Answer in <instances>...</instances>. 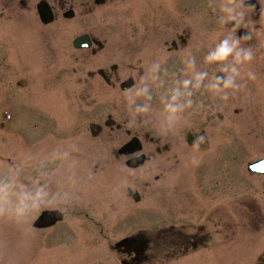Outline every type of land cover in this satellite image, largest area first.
<instances>
[{
	"label": "rangeland",
	"instance_id": "obj_1",
	"mask_svg": "<svg viewBox=\"0 0 264 264\" xmlns=\"http://www.w3.org/2000/svg\"><path fill=\"white\" fill-rule=\"evenodd\" d=\"M37 1L25 0L22 5L20 0H0V100L4 101H0V178L14 173L24 188L13 184L12 191L35 194L37 188H43L48 196L41 208L23 222L0 215V264H120L121 259L110 247L128 232L113 226L114 214L105 203L116 193L126 204L125 186L136 184L141 190L147 180L153 182L145 199L148 210L132 218L133 230H151L165 221L179 219L190 225H204L213 236L211 243L197 253L171 261L160 257L147 264H254L262 258L264 177L250 174L247 164L264 155V0H259V15L254 9L244 8L246 23L235 29V35L231 32L234 21L221 23L226 17L223 8L239 5L242 0H178V6L174 0H110L93 14L80 12L75 20L55 23L54 38L45 42V47L55 49L50 59L43 58L41 49L33 50L35 42L46 38L40 29L42 34L30 30L42 25L35 13ZM82 1L87 0H76L78 5ZM241 29L251 38L241 40L227 61L205 62V56L214 52L218 43L241 38ZM85 32L104 41L105 48L97 54L91 49L77 50L73 40ZM186 33L189 44L179 56L168 57L167 67L171 69L165 77L163 56L157 48H165V41ZM32 34L35 41L30 44ZM12 36H16V42ZM249 49L253 59L236 64L235 51ZM190 62L193 68H188ZM113 63L119 64L117 73L122 80L136 77L133 91L122 92L98 74L89 76L90 71L99 68L110 70ZM233 67L240 71L234 84L242 87L227 89V98L205 88L219 73L227 78ZM202 72L207 75L201 89L187 98L181 95L176 101L184 105L191 100L192 106L180 108L177 118L169 119L165 106L171 102L174 90L183 93L184 79ZM248 72L255 78L250 79ZM19 82L27 85L26 91L18 92ZM86 91L102 100L104 107L94 110L93 100L84 96ZM37 93L44 95L38 97ZM54 93L57 101L51 96ZM62 95L68 97L67 101L60 98ZM37 97L40 103L62 111L52 114V109L43 104L37 114L31 106H25L29 105L27 100L37 106ZM139 102H146L143 111L148 117L156 111L160 119L148 121L151 127L145 129L173 140L169 141L174 143L173 153H180L182 158L177 161L175 156H160L137 170H117V179L130 181L111 189L108 181L112 179L93 169L98 158L104 162L109 156L91 157L100 147H95L99 137L91 134L89 123L111 113L121 120L131 118ZM3 107L12 113L7 122L2 119ZM162 114L167 119L160 118ZM207 121L205 130L212 149L204 151L187 145L185 131H201ZM18 129L26 140L18 141ZM106 132L102 140L109 154L108 148L118 147L126 136ZM65 149L69 152L64 158L51 162L57 150ZM81 158L85 160L81 164L89 166L78 175L77 161ZM165 168L168 172L161 181L156 180V174ZM163 190L166 196H161ZM75 202L84 204L68 206ZM45 208L62 209L64 220L52 229H37L34 222ZM86 213L94 218L87 219Z\"/></svg>",
	"mask_w": 264,
	"mask_h": 264
},
{
	"label": "flooded vegetation",
	"instance_id": "obj_2",
	"mask_svg": "<svg viewBox=\"0 0 264 264\" xmlns=\"http://www.w3.org/2000/svg\"><path fill=\"white\" fill-rule=\"evenodd\" d=\"M39 1L40 0H38L37 3H35V13L37 11V14L39 13L38 12V2ZM47 1L50 4L54 12L55 18L53 22L48 23V24L43 23L39 18L42 25L38 26L39 28L36 27L34 30V31H37L40 29V31L43 32V35L46 34L45 35L46 38H44V36L42 37L44 44L48 39L50 40L54 38V33L57 30L55 23H57L60 20H63L66 17L65 13L68 10H73V13H71L74 15L72 17V20H75L80 16V12H83L84 15L93 14L95 13L96 8L107 5L110 0H103V3H101V0H87V1H82L79 5L77 4L76 0H47ZM20 2L22 3V5L26 4L25 0H20ZM174 2L178 6V0H174ZM245 7L248 9L249 8L254 9L257 15H259V13L261 12L260 9L257 11V9H255L253 6L245 5ZM79 8H82V10H79ZM85 33L90 34L94 39L97 38L94 35H92V33H89V32H85ZM238 33L241 36H244V31L242 29L239 30ZM169 42H171V46L169 45ZM6 43L7 42L5 39L4 44ZM188 44H189V34L186 33V34L177 35L171 41L170 40L165 41L164 42L165 48L164 46L157 48V50L161 51L162 56H163V58H161V65H163V67H166L163 69L164 70L163 75L165 77L171 69L170 67H167V66H170L169 65L170 62H167L168 59L170 57L179 56L178 55L179 52L183 50L184 46H188ZM104 48H105L104 41L102 43H98L94 41L93 45L90 48L80 49V50L91 49L93 54H97L99 51L103 50ZM54 53H55V49L51 48V45H50V49H48L47 47L44 48L43 57L44 58L48 57L50 59L52 56H54ZM158 57H154L153 59H156ZM118 65H119L118 63H113L110 66V70L99 68L98 71H96L97 73L95 71H90L89 76L94 77V75L98 74V76L102 77V74H100V72H103V76L107 77L108 84L110 86L118 88L122 80L120 75L117 73L119 69ZM220 77L225 78V75L223 73H219L215 76V79L220 78ZM116 93L119 94L118 91ZM51 96L55 97L57 101L58 97L56 96L55 93L54 95L52 94ZM84 96L86 98L90 97L93 100L94 110L96 108L104 107L105 103L102 100L97 99L96 97H92L91 91H86ZM60 98H62L64 101H67L68 97L65 95H62L60 96ZM49 106L50 105H45L43 107L46 109H52L51 110L52 114H57L56 108L52 106H50L51 108H49ZM34 112H37V110H35ZM101 116L98 119H96L97 129L99 130L96 137L97 138L99 137L98 139L99 143L95 146V147H100V148H98V150L96 149V152H97L96 155H91V157L97 158L98 155L109 156V159L105 160L106 162L105 161L101 162V160L98 158L97 159L98 163L94 164L93 169L98 171L99 173L103 171L100 174H107L108 175L107 178L112 179L108 181L110 185L109 187L111 189L120 188V186H123L125 183L130 181L129 178L127 180L125 179V181H121L120 179H117L116 177L118 176L115 174L117 170H123L124 168L128 170H137V169L143 168L146 165L153 163V161L157 160V158L160 156H165L168 158H173L175 156L177 161L181 160L182 156L180 153L179 154L173 153L174 143L169 142L173 140H171L167 136H165L167 137L165 138L163 134L158 135V136L152 135L148 130H146L147 126L148 127H151V126L149 124L143 125L142 120H139L138 118H136L137 116H134L133 118L126 117L122 119L124 122L123 125L117 126V127H116V122L121 119L116 118L112 113L109 114L107 118L105 119L104 117H101ZM211 118L212 117H209L208 121H211ZM208 121L203 122L202 124L203 129H206L208 125ZM116 129L118 131H121V130H126L127 132L129 131L132 134L131 136H138L142 141V151L138 153H134V154L120 153L119 152L120 149L124 146V144L128 142L126 141L127 139L125 138L124 141H121L117 145L118 147L113 146L111 148H108V151H109V154H108L107 149H106L107 143L106 141H103L102 139H103V136L107 133L106 131H109V130L115 131ZM191 130L193 134H195V136L193 135L192 137V141L194 142L193 145H195L197 148L202 149L204 151H209L212 149L210 141H200L202 137L200 132L194 131L193 129ZM141 132H143V135ZM164 141H167V142H164ZM186 144L190 145L188 144V141H186ZM109 145L112 146L113 144H109ZM81 148L85 149L82 146ZM71 149L72 147L69 150ZM143 154L145 155V161L140 167L134 168L129 164L130 161L133 160L135 157L143 155ZM55 156L57 155L55 154ZM62 156L63 155H59L58 157L62 158ZM87 156L88 154L85 153V157ZM79 161L77 162L79 163V167L81 169H85L89 166V164H87L86 162L84 164H81L85 161L83 158H81ZM51 162H58V158L57 157L54 158ZM165 169L166 171L159 172L156 174L155 176L156 180L161 181L162 175L168 172L167 168ZM170 172H173V170H171ZM250 174L252 175L254 174L255 176H259V177H264V174H259L255 172H252ZM143 188L144 189L140 190L138 189L136 184L129 183L125 186L124 191H123L125 195L124 198L128 200L126 204L120 201V194H116V193H114V195H110L109 197L111 200L105 203L107 209L111 210L114 214L115 218L113 220V226L119 227L120 232L122 233H124L125 231L128 232V233H124L125 235L118 238V240H116V242L113 243V245L110 247L118 255L119 259H121L120 264H147V263H151L152 261H154V259L160 258V257L167 258L168 261H171L170 259L175 258V257L181 258V257L191 255L193 253H197L202 248H206L211 243L213 236L211 233L207 232L206 227L204 225H199V224L190 225L188 223L179 221V219L165 221L161 226L157 225L151 230L150 229H140V228L133 230V228H131L132 221H133L132 218L136 217V215L138 214L143 213L144 210H148V207L145 206V199H146L147 194L149 193V190L153 188V182L148 181V180L145 181ZM165 191L166 190L161 191V196L163 195L166 196L167 193ZM135 192L139 193V196H138V198H140L139 201H136L134 198ZM247 203L248 202H246V204ZM76 204L81 205L84 203H77V202H75V204L68 203V206L72 208V206ZM88 208L89 207H87V209ZM141 208H142V211H141ZM85 217L87 219L94 218L90 215V213H86ZM56 225L50 228L52 229ZM126 239H128L126 242L119 244V245L117 244V242H120ZM130 239H132V241Z\"/></svg>",
	"mask_w": 264,
	"mask_h": 264
},
{
	"label": "clouds",
	"instance_id": "obj_3",
	"mask_svg": "<svg viewBox=\"0 0 264 264\" xmlns=\"http://www.w3.org/2000/svg\"><path fill=\"white\" fill-rule=\"evenodd\" d=\"M245 4L242 2L239 5L225 6L223 11L226 13V17L221 19V23L227 21H234L232 34L235 35V29L244 26L246 12L244 11ZM250 34H246L244 37L234 39L231 43L228 40H224L218 43L215 47V51L211 54L205 56L206 63L213 62H225L233 55L237 44L241 40L250 39ZM236 64H245L253 59V53L249 50L235 51L233 57ZM193 64L190 62L188 68H193ZM222 71H227V69H222ZM206 72L198 73L191 79H184L182 87L184 92L174 90V94L171 97V102L165 106V111L170 113L169 119H176L177 112L180 108H190L192 106V101L187 100L184 105H179L176 103L178 98L183 95L185 98L191 96L196 90L201 89L202 81L204 80ZM250 79H254V74L251 72L247 73ZM240 76V71L237 68H232V73L227 78L220 77L216 78L214 83L206 85L205 88L209 89L217 94L223 93L224 98H227V89H235L237 87H242V85H235V77ZM191 85V89H189ZM31 179V177H27ZM38 183V181H34ZM13 184H17L21 189L24 185L21 184L17 178L16 174L5 173L2 178H0V215H4L11 220L16 222H23L33 211L39 210L41 205L46 202V197L48 193L44 191L43 188H37L35 194L19 191H12Z\"/></svg>",
	"mask_w": 264,
	"mask_h": 264
},
{
	"label": "water",
	"instance_id": "obj_4",
	"mask_svg": "<svg viewBox=\"0 0 264 264\" xmlns=\"http://www.w3.org/2000/svg\"><path fill=\"white\" fill-rule=\"evenodd\" d=\"M43 17L46 18V15L43 14ZM85 39H87V38H84V40H85ZM87 42H88V41L85 40V43H87ZM83 44H84V43H83ZM137 146H138V142H137V140L135 139V140H133L132 142L128 143V144L123 148L122 151L125 152V153H131V152H133L134 150L137 149ZM136 163H137V161H136ZM259 167L262 168V169H260L261 171H264V164L261 165V166H259ZM48 217H52V215L46 213V214L43 215V219H42V220H45V219H47Z\"/></svg>",
	"mask_w": 264,
	"mask_h": 264
}]
</instances>
